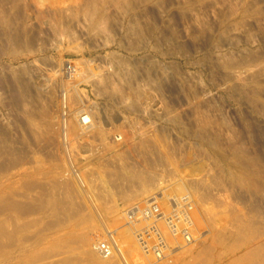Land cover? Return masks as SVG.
Returning <instances> with one entry per match:
<instances>
[{
    "label": "rangeland",
    "instance_id": "374dc122",
    "mask_svg": "<svg viewBox=\"0 0 264 264\" xmlns=\"http://www.w3.org/2000/svg\"><path fill=\"white\" fill-rule=\"evenodd\" d=\"M118 1L0 0L12 17L0 24V264H95L86 235L117 234L121 211L175 186L201 194L200 239L161 264H264V191L235 181L214 147L247 144L264 167V0ZM18 30L28 36L15 51L9 34ZM17 74L31 103L51 105L62 134L32 107L15 106ZM100 74L124 98L144 92L148 107L137 112L130 100L100 93L93 82ZM95 109L109 129L99 141L107 136L103 144L112 145L124 122L129 146L106 157L109 143L96 150L66 131L68 117Z\"/></svg>",
    "mask_w": 264,
    "mask_h": 264
},
{
    "label": "bare ground",
    "instance_id": "6f19581e",
    "mask_svg": "<svg viewBox=\"0 0 264 264\" xmlns=\"http://www.w3.org/2000/svg\"><path fill=\"white\" fill-rule=\"evenodd\" d=\"M26 1V0H25ZM104 1V0H103ZM114 1V0H113ZM128 2H130L129 0H127ZM125 1V2H127ZM150 1V0H149ZM16 2V1H15ZM14 2V3H15ZM18 2H22L21 4H23V1H18ZM17 2V4H19ZM108 2V3H107ZM107 4H105L107 7L108 4H110L111 2H109V0H107ZM119 3L122 2L118 1ZM117 2V3H118ZM13 3V5H14ZM28 3V2H27ZM26 4V8L28 7V4ZM105 3V2H103ZM114 3V2H113ZM131 3V2H130ZM12 4V3H11ZM21 5V7H24V5ZM121 4V3H120ZM129 4V3H128ZM3 8H4V4ZM2 5H0V7H2ZM20 5V4H19ZM18 5V6H19ZM116 5V4H115ZM122 5V4H121ZM124 6H126L123 3ZM131 5V4H130ZM129 5V6H130ZM109 6V5H108ZM111 6L112 5L111 3ZM110 6V7H111ZM120 6V5H119ZM117 6V7H119ZM7 7V6H6ZM12 7V6H11ZM17 9V6H15ZM101 7V6H100ZM116 7V6H115ZM116 7V8H117ZM127 7V6H126ZM0 9V24L3 25H7L8 22H10L11 19L8 17L7 14V8ZM20 8V7H18ZM113 8V7H112ZM10 9V8H9ZM99 7L96 8V10H98ZM7 10V11H5ZM100 10V9H99ZM105 10V9H104ZM13 11V10H12ZM17 11V10H16ZM19 11V10H18ZM107 11V10H105ZM15 12V10H14ZM22 12V11H19ZM98 13V12H96ZM95 13V14H96ZM104 13V12H103ZM106 14H108L107 12H105ZM18 14V13H17ZM27 14V13H26ZM92 14V13H91ZM94 14V13H93ZM12 15V13H9V16ZM15 15V13H14ZM13 15V16H14ZM101 15V14H100ZM20 16V15H19ZM95 16V15H94ZM103 16V15H102ZM107 16V15H106ZM16 17V15H15ZM26 18V16H24ZM23 18V23H24V19ZM106 17H104L105 20ZM109 18V15H108ZM7 19H9V21L7 22ZM15 19V18H14ZM22 20V18H20ZM107 19V18H106ZM99 20V19H98ZM104 20H100L101 22H103ZM17 21H18V17H17ZM106 21V20H105ZM12 22V21H11ZM15 22V21H14ZM19 22H21L19 20ZM26 22V21H25ZM98 23V21L96 22ZM105 23V22H103ZM107 23V21H106ZM106 23L104 25H106ZM95 24V23H94ZM93 24V26H94ZM11 25V24H10ZM15 25V24H14ZM17 25V24H16ZM19 25V24H18ZM98 25V24H97ZM101 23H99V28L102 27L100 26ZM9 26V25H8ZM13 26L9 27L10 30ZM17 27V26H16ZM21 27V26H19ZM18 27V29H19ZM96 27V28H98ZM8 28V27H7ZM8 28V29H9ZM95 28V27H93ZM13 29V28H12ZM21 29V28H20ZM19 29V30H20ZM29 29V28H28ZM139 29V28H136ZM15 30V29H14ZM18 30V31H19ZM22 30V29H21ZM30 30V29H29ZM9 31L7 33H9ZM16 31V30H15ZM28 31L27 29L25 30V32ZM139 31V30H138ZM137 32V31H136ZM135 32V33H136ZM13 33V32H12ZM11 33V34H12ZM16 34L14 35H10V43L14 44V50L16 48H18L19 45H24V40H23V35L22 36V31L19 32H14ZM27 33V32H26ZM30 33V32H28ZM137 35V34H136ZM25 36H28L27 34ZM140 36V34L138 35V37ZM141 37V36H140ZM143 37V36H142ZM30 39V38H29ZM28 40V39H27ZM30 41V40H29ZM28 41V42H29ZM26 43V42H25ZM27 44V43H26ZM136 44V43H135ZM138 44V43H137ZM133 46V45H132ZM140 46V45H139ZM141 47V46H140ZM4 48V47H3ZM12 48V47H11ZM20 48V47H19ZM25 48V47H24ZM28 48V47H26ZM6 49V48H5ZM22 49V47L20 48ZM137 50V49H136ZM16 51V50H15ZM19 51V49H18ZM24 51V50H23ZM13 53V52H12ZM14 55V53H13ZM17 55V54H15ZM127 61V60H126ZM119 62V61H118ZM129 62V61H127ZM122 62H119V64ZM133 63V62H132ZM137 63V62H136ZM130 64V62H129ZM128 64V65H129ZM134 64V63H133ZM120 67H123L122 64H120ZM126 65V64H125ZM126 65V66H128ZM137 65V64H136ZM119 66V65H118ZM129 67V66H128ZM126 68V67H124ZM123 68V69H124ZM137 68V67H136ZM122 69V68H121ZM122 69V71H123ZM128 69V68H127ZM125 69V70H127ZM131 69V68H130ZM134 69V68H133ZM138 69V68H137ZM136 69V70H137ZM121 71V72H122ZM24 72V70H23ZM253 72V71H252ZM22 73V71H21ZM27 73V72H24ZM108 73V72H107ZM123 73V72H122ZM125 73V72H124ZM127 73V72H126ZM129 73V72H128ZM139 73V72H138ZM254 73V72H253ZM29 74V73H28ZM109 74V73H108ZM146 74V73H145ZM151 74V73H150ZM237 74V73H236ZM239 74V73H238ZM243 74V73H242ZM251 74V73H250ZM257 74V73H256ZM20 75V74H19ZM17 74V76L15 77L20 85H25L27 79L25 78V75H20L19 76ZM124 75V74H122ZM241 75V74H239ZM258 75V74H257ZM126 76V75H124ZM133 76V75H131ZM137 76V74H136ZM139 76V75H138ZM137 76V78H138ZM145 76V75H144ZM150 76V75H149ZM234 76V74H233ZM254 76V75H253ZM122 77V76H121ZM120 77V79H121ZM128 77L127 83L129 84L131 81L130 79L134 78V82L135 77H132L129 79ZM243 77V76H242ZM248 77V76H247ZM256 77V76H254ZM152 78V77H151ZM260 78V76L258 77ZM116 79V77H115ZM253 79V78H252ZM251 79V80H252ZM256 79V78H255ZM113 79L110 78L109 76H107L106 74H100L97 77H95V81L93 79V82H95V86L96 84L98 85L97 90L100 91V93H105L106 95L108 94L111 98H113V96H122L123 98L126 97V94H122V89L120 88L119 85L116 84V82L114 83V81H112ZM123 80V79H122ZM149 80V79H148ZM245 80H249L248 78ZM257 80V79H256ZM119 81L121 82V80H118V84ZM146 81V80H145ZM151 82V81H150ZM257 82V81H256ZM135 83H138V79ZM144 83V82H142ZM260 83V82H259ZM126 84V83H125ZM123 84V85H125ZM145 84V83H144ZM251 84V83H248ZM247 84V85H248ZM256 84V83H255ZM28 85V84H26ZM142 85V84H141ZM146 85V84H145ZM154 84H152L153 86ZM252 85V84H251ZM21 86V92H18V94L16 96H18V101L21 100L18 104H17V100L14 99L12 100L13 103L15 104V106H17V108L19 110H23L25 112L29 111H33L35 110L36 113H38L39 116H41V120L47 125V126H51L53 129V132L56 131L58 133H63V126L60 127L59 124H57L55 121H53V118L51 116V105L44 101L41 100L38 101L39 99L36 98L38 101V104H35L34 102L31 103V99L29 100L28 94H29V88L27 86H23L22 88ZM232 86V85H231ZM258 86V85H257ZM123 87H130V86H123ZM137 87V86H136ZM262 86H260L261 88ZM18 88V87H17ZM131 88V87H130ZM134 88V87H133ZM157 88V87H156ZM160 88V87H159ZM241 88V87H239ZM259 88V86H258ZM259 88V89H260ZM147 90V88H144ZM150 88H148L149 90ZM235 89V88H233ZM232 89V90H233ZM237 89V88H236ZM263 89V87H262ZM158 91H160L159 89H157ZM156 90V91H157ZM239 90V89H237ZM254 90V87H253ZM257 90V89H256ZM33 91V90H31ZM97 91V92H98ZM144 91V90H143ZM142 91V92H143ZM153 91V90H151ZM155 91V90H154ZM157 91V93H158ZM258 91V90H257ZM17 92V90H16ZM147 92V91H146ZM150 92V91H149ZM252 92V91H251ZM262 92V91H261ZM13 93H15L13 91ZM99 93V92H98ZM125 93V92H124ZM129 95H127V98H124V100H130V106L136 107L135 111L137 109H143V108H147L148 104L147 102L145 103V106L147 107H143V102L141 99L143 98H147L146 94L143 92V94L141 93L140 90H138L137 88L134 90H131L130 93L127 92ZM152 93V92H151ZM260 93V91H259ZM104 94V95H105ZM153 94V93H152ZM240 94V93H238ZM103 95V94H102ZM107 95V96H108ZM161 95V93H159V96ZM257 95V94H254ZM30 96V95H29ZM108 96V97H109ZM156 96V94H155ZM9 97V96H8ZM7 97V100H9V98ZM12 97V95H11ZM116 97V98H117ZM153 96L150 95V99ZM158 97V96H157ZM17 98V97H16ZM41 99V98H40ZM109 99V98H108ZM112 100V99H111ZM117 101V99H114ZM119 100V99H118ZM126 100V101H127ZM34 101V99H33ZM113 101V100H112ZM144 101V99H143ZM147 101V100H145ZM149 101V100H148ZM8 102V101H7ZM37 103V102H36ZM78 101L74 102L73 104H71L70 108H73L75 106L78 105ZM164 103V102H163ZM11 104V103H10ZM117 104V102L115 103ZM128 104V105H129ZM161 104V103H160ZM21 105V106H20ZM20 106V107H19ZM150 106V105H149ZM10 107L12 108V106L10 105ZM29 107H32L33 110H28ZM15 109V108H13ZM132 109V108H130ZM92 111V112H91ZM91 111H80L77 115L75 116H70L67 118V122L65 123L66 126V131L71 128L73 129V131L75 133H77L78 135H82V136H86L88 138V146L89 148H96V150L100 149V147L98 146L97 149V145L103 141L100 140V135L103 136L105 135L104 132H107V130L109 129H104L103 127H101V125H99V119L98 117H101V112L98 109L95 110H91ZM133 111V110H132ZM139 110H137L138 112ZM141 111V110H140ZM144 112V111H143ZM155 112V111H154ZM166 112V111H165ZM34 112H32L31 114H33ZM201 117V116H200ZM203 118H205L203 116ZM135 119V118H134ZM210 119V118H209ZM201 120V119H200ZM101 121V120H100ZM135 121V120H134ZM202 121V120H201ZM210 121V120H209ZM126 122V121H125ZM132 122V119H131ZM175 122V121H174ZM203 122V121H202ZM206 122V121H205ZM203 122V123H205ZM208 122V121H207ZM101 123V122H100ZM121 122L122 125H119L118 129L120 130V133H115L112 137V142L110 145V142H106L109 143L108 145L103 144L106 139L107 136H104L105 139L101 145V143L99 144L100 146L106 145L104 147L105 150L102 152L103 156L107 157V152L112 150V149H122L124 146H129V142L128 139L124 138V133L126 132H130V129L127 127L129 125H125L126 123ZM42 125V124H41ZM68 126V127H67ZM101 127V128H100ZM47 128V127H46ZM50 128V127H49ZM68 128V129H67ZM131 128V127H130ZM209 128V127H208ZM51 129V128H50ZM144 129V128H143ZM186 129V128H185ZM105 130V131H102ZM137 131H132L131 132V136L134 137L137 136L138 134H140L139 129H136ZM188 130V129H187ZM205 130V129H204ZM51 131V130H49ZM141 131V130H140ZM144 131V130H143ZM193 131V130H192ZM52 132V131H51ZM54 132V133H56ZM112 132V131H111ZM110 132V133H111ZM146 132V131H145ZM184 132V131H183ZM204 132V131H203ZM141 133H143L141 131ZM205 133V132H204ZM212 133V132H211ZM189 134V133H188ZM187 134V135H188ZM190 135V134H189ZM203 135V133H202ZM236 136V135H235ZM99 137V138H98ZM209 137V136H208ZM212 137V135H211ZM217 137V136H216ZM238 137V136H237ZM206 138V137H205ZM213 138V137H212ZM102 139V138H101ZM198 139V138H197ZM240 139V138H238ZM109 140V139H108ZM107 140V141H108ZM218 140V139H217ZM111 141V140H110ZM204 141V140H203ZM209 141V140H208ZM207 140H205V142H208ZM237 141V140H236ZM239 141V140H238ZM237 141V142H238ZM241 141H243L241 139ZM216 142V141H215ZM220 142V140H219ZM210 143H214V142H210ZM226 144V143H224ZM208 145V144H207ZM247 144L244 143H235L232 144L228 150V152H224L221 150L220 146L218 145V143L214 144V147L217 148V151L219 150L222 158L224 160H226L228 162V166H229V171L228 173H230L231 177H233V179L237 182H243L246 181L247 183L251 184L253 187L258 188L259 191L260 189L262 190V192L264 191V167L260 160L256 159V158H252L250 151L247 149ZM103 147V148H104ZM213 147V146H212ZM126 148V147H125ZM214 148V149H216ZM102 149V148H101ZM224 150V149H223ZM119 151V150H117ZM122 151V150H121ZM124 151V150H123ZM122 151V152H123ZM95 152V150H94ZM121 152V153H122ZM96 155V154H94ZM252 155H256V154H252ZM101 157V156H100ZM256 157V156H255ZM102 158V157H101ZM100 159V158H99ZM220 159V158H219ZM221 161V160H220ZM229 176V175H228ZM170 185V184H169ZM175 185V184H173ZM171 186V185H170ZM169 187V186H167ZM174 187V186H173ZM184 187V185H183ZM187 188V187H184ZM182 187L180 186H175L174 189H172L171 187H169L168 190L166 189H161L158 190L157 193H155L154 195L150 196L147 199H144L142 201H140L139 203H137L136 205L130 207L127 212L125 211H121L119 218L117 219V223L118 226H120L119 231L117 232V234H111L109 232L105 233V235H103L102 237H97L96 239L93 238L94 233H90L89 235H84V245L88 246L92 259L91 261L95 264H101L103 261V264H112L114 261L118 260L121 261L123 263L126 264H139V263H146V264H155V263H165L167 262V260L171 259L172 255L178 251L187 249L189 247H193L192 245H194V243L198 240L199 238V234H200V224H202L201 220H202V212H201V205H200V197L201 194L198 198V195L196 193V191H188L189 189H186L183 191ZM169 191V192H167ZM183 192V193H181ZM198 192V191H197ZM264 193V192H263ZM96 227H94L95 230ZM85 233V231H84ZM87 233V232H86ZM121 236H123V240H121ZM186 236H189V238H186ZM215 235H213L214 237ZM217 236V235H216ZM189 239V240H188ZM200 239V238H199ZM220 240V239H219ZM199 241V240H198ZM214 242V243H213ZM219 241L217 239H214L213 241H211V243H213L215 246V243H218ZM199 243V242H198ZM197 244V243H196ZM212 244V245H213ZM212 247V246H211ZM206 248V247H205ZM209 248V247H208ZM216 248V247H215ZM207 249V248H206ZM195 250V249H194ZM202 250V249H201ZM200 250V251H201ZM208 250V249H207ZM87 251V250H86ZM198 253V252H197ZM202 253V252H201ZM200 254V253H198ZM89 255V254H88ZM90 256V255H89ZM193 256V254H192ZM196 257V256H195ZM201 257V255H200ZM91 258V257H90ZM193 257H191L192 259ZM199 259V257H197ZM196 259V258H195ZM194 260V258H193ZM197 260V259H196ZM112 261V262H111ZM117 262V261H116ZM192 264V261H190ZM196 263V262H195Z\"/></svg>",
    "mask_w": 264,
    "mask_h": 264
}]
</instances>
